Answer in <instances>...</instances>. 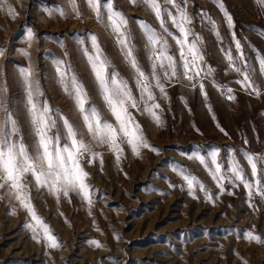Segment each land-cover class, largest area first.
Wrapping results in <instances>:
<instances>
[{"label": "rangeland", "instance_id": "1", "mask_svg": "<svg viewBox=\"0 0 264 264\" xmlns=\"http://www.w3.org/2000/svg\"><path fill=\"white\" fill-rule=\"evenodd\" d=\"M156 2L177 19L181 10L186 13L189 40L199 37L198 47L204 57L195 89L186 80L163 78L158 70L165 84V98L154 87L155 81H150L161 105L162 111H157L162 125L157 126L146 112L129 107L158 153L141 149L137 157L125 148L117 165L107 146L95 144L84 135V143L94 145L93 151L103 157L102 166L99 156L91 163L89 153L79 158L89 173L91 205L75 192L57 199L46 189L30 184L31 203L56 236V248L44 242L42 230L37 231L40 242L33 238L26 226L33 223L30 216L5 190H0V264H264V196L254 189L249 197L243 183L235 181L231 172L232 166H238L247 179L255 181L247 156L256 158L258 167L264 159V75L259 65L260 58H264V10L255 0ZM76 3L78 11L74 12L69 0H0V93L18 125L13 139L22 138L30 152L34 138L25 107L23 69L31 68L38 80L43 95L36 97L37 103L43 106L47 102L54 121L48 134L55 137L59 133L61 143L65 142L64 119L83 133L86 128L74 101L59 83L58 59L66 62L69 75L74 74L87 90L88 103L114 122L82 52L85 46L94 52L92 35L108 61L109 73H118L139 98L135 73L116 43L107 17L104 22L97 19L87 0ZM100 3L103 12L110 6L127 20L126 33L146 74L151 71L152 60L145 26L157 32L166 42L168 54L180 64L176 43L179 30L165 15V32L148 0ZM225 13L232 17L233 26H229ZM28 31L34 33L31 41L27 39ZM236 40L241 43L259 94L237 82L242 76L227 59L226 53H230L236 66L244 67ZM199 83L205 86L206 99ZM228 88L234 100L227 99ZM4 118L0 110V123ZM216 149L223 189L211 172V153ZM198 155L205 156L208 167L194 158ZM184 175L195 177L194 195L189 194ZM29 180L26 174L25 182ZM199 184L204 185L211 199ZM247 233L260 237V242L247 238ZM92 240L101 246L91 244Z\"/></svg>", "mask_w": 264, "mask_h": 264}, {"label": "snow or ice", "instance_id": "2", "mask_svg": "<svg viewBox=\"0 0 264 264\" xmlns=\"http://www.w3.org/2000/svg\"><path fill=\"white\" fill-rule=\"evenodd\" d=\"M148 2L165 32L168 31L164 27L165 15L171 19L172 24L179 30L180 36L176 37V43L179 45L180 64L178 65L177 60L168 54L167 44L162 42L157 32L151 27L145 26L146 42L149 45L150 52L149 59L152 60L151 71L146 74L134 55V49L126 33L127 20L119 11L114 10L110 6L106 12H103L100 0H87L88 7L95 13L97 19L104 22L105 16L107 17L111 32L115 35L116 43L120 46L126 62L135 73V86L139 89V98H137L133 95L128 83L118 78V73L114 70L109 73L108 61L102 54V49L96 36L92 35L91 46L94 52H90L87 46L82 48V52L94 74L99 95L102 97L111 116L114 117V122L110 123L94 105L88 103L87 90L74 74L69 75L66 62L58 59L56 72L59 83L62 85L64 92L74 101L86 128V133H83L67 119H64L65 142L61 143L59 133L55 137L48 134L54 121H51L47 102L45 101L43 106H39L37 103L36 97L43 95L40 91L38 80L34 78L31 68L23 69L22 84L25 91V107L30 117L34 138V148L30 152L23 143L22 138L13 139L19 131L18 125L16 120L12 118L9 109L5 107L6 98L3 93H0V110L5 114L3 122L0 123V190H5L9 198L17 201L19 206L30 216L33 223H29L26 226L32 230L33 238L40 242L41 237L37 235V231L38 229L42 230L43 240L51 248L58 247L57 238L52 233L49 224L45 223L37 214L35 206L31 203L29 185L31 184L37 189H46L54 194L57 199H59L61 194L67 197L70 191L75 192L83 201L91 205L92 190L87 182L89 173L81 166L79 158L83 153H89L92 157L89 161L91 163L95 162L99 156L102 166L103 157L98 152L93 151L94 145L84 143L83 136L89 135L95 144L107 146L114 154L117 165L121 162L125 148L130 149L131 155L137 157L141 156V149H150L158 153L159 150L148 143L141 124L129 112V107L146 112L157 126L163 124L162 116L157 111H162L161 105L157 102V96L150 87V81L154 80V87L158 88L160 94L167 98L165 84L161 80V75L157 74L158 70L162 71L163 78L169 81L174 78L178 82L186 80L189 87L193 89L197 87V77H200L202 71L200 62L203 61L204 57L198 47L199 37L189 40L190 31L186 25L190 23V20L186 13L181 10L179 19H177L170 11H163L156 0H148ZM167 2L174 4L175 0H167ZM255 2L260 6L261 10H264V0H255ZM69 3L72 11L77 12L78 5L76 0H69ZM61 14L63 15V12ZM225 16L229 26H233L232 17L227 13H225ZM232 35L233 39H235V33ZM33 37L34 33L28 31L27 39L31 41ZM235 47L239 51V57L244 65L243 68L236 66L230 53H226V55L235 71L242 76V79L237 82L242 87H251L253 92L259 94L257 88L253 86L254 82L247 68V61L244 59V52L239 40L235 41ZM259 65L260 73L264 75V58H260ZM204 87L203 83H199L201 94L206 99L207 92L204 91ZM231 93L232 89L228 88L225 94L229 101L235 99ZM209 111H211V108H209ZM221 131H223L222 128ZM218 152L219 149H216L211 153V164L214 165L211 172L220 188L223 189L221 181L224 177L220 175L221 164L217 162ZM194 158L198 159L205 167H208L204 155H198ZM247 160L251 168V176L257 177V179L250 181L245 177L243 170L234 165L231 167L234 180L243 183V186L248 190L249 197H251L254 189L261 196H264V182H262L264 180V171H262L264 170V159L260 161L259 167L257 159L252 155L249 154ZM26 174L31 177L28 182H25ZM183 179L187 183L189 194L194 195V188L196 187L195 177L184 175ZM171 186L175 187V185ZM198 186L200 190L205 191L208 199L212 198L203 184ZM246 235L247 238L260 242V237L253 236L252 233H247ZM90 243L97 247L101 246L97 240H92Z\"/></svg>", "mask_w": 264, "mask_h": 264}]
</instances>
